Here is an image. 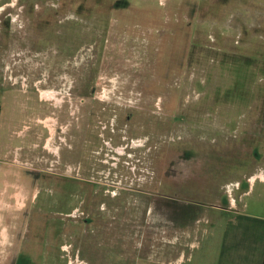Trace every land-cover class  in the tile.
I'll return each instance as SVG.
<instances>
[{
	"label": "rangeland",
	"instance_id": "374dc122",
	"mask_svg": "<svg viewBox=\"0 0 264 264\" xmlns=\"http://www.w3.org/2000/svg\"><path fill=\"white\" fill-rule=\"evenodd\" d=\"M261 173L264 0H0V264L196 257Z\"/></svg>",
	"mask_w": 264,
	"mask_h": 264
},
{
	"label": "crops",
	"instance_id": "0c3cea01",
	"mask_svg": "<svg viewBox=\"0 0 264 264\" xmlns=\"http://www.w3.org/2000/svg\"><path fill=\"white\" fill-rule=\"evenodd\" d=\"M263 177L264 173L256 174L249 181L251 185L244 197L255 195L256 184L261 183L252 201L242 203L234 197L228 208H215L226 217L213 218L212 230L203 234L204 240L208 241L203 251L189 258L181 252L176 259L171 257L168 261L165 258V264H184L186 261L191 264H264ZM201 244L199 242L198 246Z\"/></svg>",
	"mask_w": 264,
	"mask_h": 264
},
{
	"label": "built area",
	"instance_id": "2783aa9c",
	"mask_svg": "<svg viewBox=\"0 0 264 264\" xmlns=\"http://www.w3.org/2000/svg\"><path fill=\"white\" fill-rule=\"evenodd\" d=\"M232 192H233V187L229 186V194L230 196H232ZM77 264H82L81 261L77 262Z\"/></svg>",
	"mask_w": 264,
	"mask_h": 264
}]
</instances>
